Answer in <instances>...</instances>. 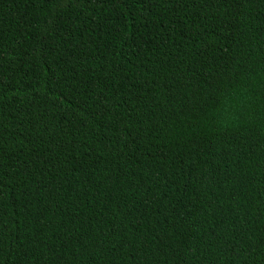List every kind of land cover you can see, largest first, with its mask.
I'll return each instance as SVG.
<instances>
[{"label": "trees", "instance_id": "trees-1", "mask_svg": "<svg viewBox=\"0 0 264 264\" xmlns=\"http://www.w3.org/2000/svg\"><path fill=\"white\" fill-rule=\"evenodd\" d=\"M0 264H264V0H0Z\"/></svg>", "mask_w": 264, "mask_h": 264}]
</instances>
